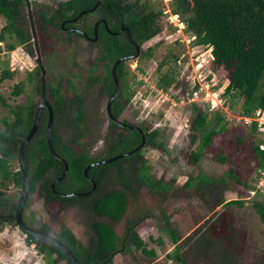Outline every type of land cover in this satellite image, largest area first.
I'll list each match as a JSON object with an SVG mask.
<instances>
[{"label": "trees", "instance_id": "1", "mask_svg": "<svg viewBox=\"0 0 264 264\" xmlns=\"http://www.w3.org/2000/svg\"><path fill=\"white\" fill-rule=\"evenodd\" d=\"M95 1L78 0L74 9L73 2L69 7L70 12L74 10L73 17H68L69 15L63 12L53 19H46V22L52 23L58 17L53 25L57 27L65 19L76 18L75 16L83 9L90 8ZM104 3L106 4L104 10L109 14L105 18L111 29L117 31L121 25H125L131 33L133 42L141 49L139 59L152 60L161 43L148 47L146 45L165 28V23L161 21L162 11L155 10L151 2L142 4L141 0H104ZM170 9L173 15L180 18L197 46L224 52L221 67L227 72V85L223 97L230 98L228 109L238 111V114L245 118H254L257 114L264 115V0H231L220 5L213 21L209 20V23L211 21L209 29L207 24L206 27L203 25L193 0H171ZM0 17L6 20L5 25L0 28V44L4 45V50L12 52L17 48H23L34 57L35 46L25 0H0ZM95 20L96 17H81L76 23L67 26L76 27L92 37L93 29L84 26L87 23L93 25ZM169 28L172 31L175 29L172 24ZM41 35L48 36L49 32L44 30ZM74 36L85 40L79 33H75ZM58 39L60 38H50L49 42H56ZM66 39L73 41L71 34H68ZM40 46L44 55L46 48ZM87 46L94 50L95 55L87 59L90 73L85 82L76 84L73 80L76 75H73L60 77L55 83L47 81L46 84L47 97L51 100L55 112L52 145L55 152L69 164L67 177L55 186L56 191L60 193L91 190L92 184L84 176V171L89 165L133 151L142 143V134L139 131L119 127L106 112V105L115 90L112 67L119 59L135 55L134 44L128 39L127 33L113 36L101 29L97 43H87ZM176 61L178 58H175ZM127 62L120 63L116 69L120 89L112 102L111 112L122 123L135 125L125 119L124 115L129 109L134 108V86L142 83L136 76L131 75ZM167 65V61H160L158 64L160 72L164 71ZM138 70L143 72L140 66ZM168 70L161 73L156 84L158 90L167 93L172 91L173 86L174 89L182 87V90L173 95V99L178 102H189L198 94L199 85L194 84L191 87L189 83L178 80L180 71L176 72L171 68ZM0 74V82H4L14 80L17 73L11 70L9 62H5L2 64ZM39 75L38 68L28 73V82L36 83L38 95L41 92ZM177 81L179 87L174 85ZM64 82L73 89L69 98L63 92ZM25 87V81L15 83L11 95L20 96L24 93ZM0 103L9 109L12 116V120L6 117L0 120L3 126L0 130V187L8 189L12 184L21 190L23 175L19 167L15 169L12 166V161L17 159L21 144L32 128L38 102L29 100L26 104L12 106L0 95ZM188 107L194 113L189 127L190 142L191 146H197L196 150L190 153L189 159L193 166H197L204 152L212 147L214 138L223 131L229 132L230 129L222 127L221 123L225 118L219 113L215 114L216 123L212 124L207 112L196 102L189 103ZM132 112L135 114L139 111L134 109ZM47 122L46 114L41 118L39 128L25 152V163L30 178V196L36 194L38 198L45 199L47 211L51 216L69 208L85 212L92 230L100 239L101 248L84 246L64 225L57 237V240L71 249L80 264H113L118 253L140 251L147 245L137 227L148 219H155L159 230L161 224L164 225L161 231L169 235L174 247L172 253L167 254L172 261L181 264H247L246 235L238 227V222L230 211L232 205L243 206L245 199L226 203L224 194L230 189L229 184L232 180L238 186L247 188V194L256 190L248 182L240 179L234 169H230L219 178L203 173L188 176L181 187L187 193L185 198L189 199L192 196V199L200 200L205 210L203 217L209 218L181 242L182 238L175 227V222L163 208V204L170 202L169 199L177 195L174 190L177 183L175 180L166 182L164 177H155L149 169V159L142 154L144 148H162L158 129H152L147 121L143 120L138 125L146 139L142 149L111 164L92 168L89 176L97 183V188L91 195L63 198L56 195L52 188L53 183L63 173L64 164L49 151L46 137ZM261 126L263 128L261 132L264 133V124ZM61 128L70 134L65 136ZM250 131L246 133L241 129L235 130L231 153L237 154L247 147L255 164L254 170L259 173L258 178L264 173V148L261 146V139L256 138V134L260 132L258 123H251ZM101 141L104 143L103 149L97 155H92V150ZM227 159L228 156L223 151L216 158L221 163H225ZM143 195H149L160 203L154 204L156 206L147 204ZM29 198L24 213L29 206ZM17 203V198L8 197L5 191L0 190V226L14 223ZM251 206L264 224V201L253 199ZM158 209L159 218L155 215ZM121 222L125 224V233L122 236L115 228ZM29 228L45 234L48 231L44 222L39 223V227ZM158 242L163 244L162 239ZM26 243L29 246L34 245L39 253L44 254L47 264H58L60 261L70 264L66 257L52 246L31 236H26ZM54 255L56 259L53 258ZM150 257L157 258V254L152 252ZM250 264H264V252Z\"/></svg>", "mask_w": 264, "mask_h": 264}, {"label": "rangeland", "instance_id": "2", "mask_svg": "<svg viewBox=\"0 0 264 264\" xmlns=\"http://www.w3.org/2000/svg\"><path fill=\"white\" fill-rule=\"evenodd\" d=\"M170 1L141 0L142 4L151 2L156 8L155 10L162 11L161 21L165 23V28L160 35L151 39L146 45L148 47L161 43L156 51V56L152 60L141 61L139 58H135L127 62L131 75L136 76L142 84L134 86V108L129 109L124 118L135 125H140L145 120L152 129L160 131L159 141L163 144L162 148H144L142 154L149 159L148 166L155 177H164L166 182L175 180L177 183L174 185L177 195L175 198L169 199L170 202L163 204V208L168 211L171 220L175 222V227L182 238L181 242L191 236L209 218V216L207 218L203 217L205 210L201 206L200 200L197 198L192 199V196L191 199L185 198L187 193L181 187L188 176L203 173L219 178L224 176L230 169H234L240 179L255 187L256 191L247 194V188L238 186L232 180L229 184L230 189L224 194L226 203L245 199L243 206L232 205L230 211L236 218L238 227L246 235L248 247L245 251V260L247 264H250L264 252V224L251 206L253 199L264 201V173L257 178L259 173L254 170L255 164L250 158L251 155L247 147H244L242 151L240 150L237 153L238 155L231 153V147L235 130L241 129L246 133H250L251 123L256 122L260 131L259 134H256V138L261 139V146L264 148V133L261 132L263 131L261 125L264 124V115L257 114L254 118H245L240 116L238 111L228 109L227 105L230 98L223 97L227 85V72L221 67L224 52L197 46L194 38L185 30L180 18L171 13ZM193 1L195 10L203 25L206 27L207 24L209 29L220 5L227 4L231 0ZM70 4V0H36L35 3L31 4L38 38L44 30L49 32L48 36L39 38L44 42L46 48L43 63L48 82L55 83L59 81L60 77L76 75L73 80L76 84H79L85 82L90 73L87 59L95 55L94 50H90L83 40L76 37H72V45H66L68 39L64 36V32L60 30V24L57 27L53 26L58 17L52 23L46 22V19H53L59 13L70 14ZM209 20H211L210 23ZM5 23L6 20L0 17V28ZM170 24L175 27L173 31L169 28ZM50 38L60 39L56 42H49ZM3 46V44H0V73L2 64L9 62L11 70L16 71L17 74L12 81L0 82V95L12 106L26 104L29 100L38 102L40 97L36 90V83L28 82V73L36 68L35 58L23 48L6 52ZM175 58H178V61L175 62ZM160 61L168 62V65L162 71L163 73L171 68L176 72L180 71L178 80L189 83L191 87L194 84L199 85L198 94L189 102H178L173 99V95L182 90V87L174 89L173 86L172 91L167 93L158 90L156 84L162 73L158 68ZM139 66L143 68V72L138 70ZM99 73H101V69H99ZM21 81L26 83L25 91L20 96L13 97L11 95L13 86ZM174 85L179 87V81ZM79 88L82 89L81 86ZM72 90L69 84L63 83V92L67 94L68 98L73 93ZM191 102H196L202 110L207 112L212 124L216 123L214 117L216 113H219L225 118V121L221 123L222 127L230 129L229 132L223 131L214 138L212 147L204 152L197 166H193L189 159L190 153L197 148V146H191L189 137L190 122L194 116L192 109L188 107ZM134 109L139 112L134 114L132 112ZM9 112V109L0 103V120L5 117L12 120ZM2 129L3 126L0 123V130ZM61 131L65 136H68V133L70 134L69 131H63L62 128ZM103 147L104 143L101 141L95 146L91 154L97 155ZM221 151L228 156L225 163L216 160ZM12 166L15 169L19 167L17 159L12 161ZM140 175H142V172H140ZM1 189L7 193L8 197L18 199L20 189L12 184L8 189L0 187ZM143 196L147 204L156 206L154 204L160 203L149 195ZM222 209L223 206L220 207V210ZM47 210L45 199L38 198L36 194L31 195L29 206L24 213V221L27 226L39 227V223L48 221L50 217L56 218L62 213L60 211L57 215L51 216ZM155 215L157 218L160 217L159 209L155 211ZM74 218L78 226L87 228L88 232H85L86 234L90 233L89 242L84 246L90 245L95 249L101 248L100 239L92 230L85 212H81ZM119 224L121 225H116V231L121 236L123 224L122 222ZM160 227L161 230L164 229L163 224ZM161 230L158 229L155 219L142 222L137 227V231L146 240L147 246L140 251L132 250L129 253L116 254L113 264H181L170 260L167 256L168 253H172L174 247L169 235ZM51 233L56 234L54 230ZM159 239L163 240V244L158 242ZM152 252L157 254V258L150 257ZM53 258L56 259V255ZM0 264H47V261L44 254L39 253L34 245H27L26 235H24L21 228L5 223L0 226ZM58 264L65 263L60 261Z\"/></svg>", "mask_w": 264, "mask_h": 264}, {"label": "water", "instance_id": "3", "mask_svg": "<svg viewBox=\"0 0 264 264\" xmlns=\"http://www.w3.org/2000/svg\"><path fill=\"white\" fill-rule=\"evenodd\" d=\"M25 2L27 3L28 9L29 11H31V6H30V2L31 0H25ZM31 15V12H30ZM31 19V26L33 29V34L35 35V31H34V24H33V18L32 16H30ZM97 28V27H96ZM122 30H125L128 36V39L134 44L135 48H136V53L134 56L132 57H126V58H122L119 59L118 61L115 62V64L112 67V77L114 79L115 82V90L114 93L112 95V97L109 99L107 105H106V112L109 116V118L119 127H123V128H127L130 130H137L142 134V143L139 147H137L135 150L112 157L110 159H106V160H102V161H98L96 163H92L91 165H89L85 171H84V176L85 178L91 182L92 184V188L91 190L87 191V192H76V193H60L58 191H56L55 186L56 184H58L59 182L63 181L66 177L67 174L69 172V164L68 162L60 157L54 150L53 145H52V130H53V124H54V113H53V109L51 107V104L49 102V100L47 99V92H46V84H47V80H46V71L43 67L42 64V60H41V56L40 54L38 55V58L36 59L37 65L40 67L41 69V92H40V98L41 101L37 107L36 113H35V117H34V122L32 125V128L29 132V134L27 135V137L24 139V141L21 144V147L19 149V153H18V157H17V161H18V165L20 168V171L22 172L23 175V183H22V187L20 190V194L18 196V203H17V207H16V211H15V215H14V223L12 224V226L14 227H19L21 228V230L23 231V233L26 236H31L34 239H36L39 242L45 243L49 246H52L54 248H56L58 251H60L68 260V262L70 264H80L78 262V260L76 259L75 255L73 254V252L71 251V249L64 243L60 242L59 240H57L55 237L35 231L31 228H29L24 221V208L26 205V202L30 196V178L28 175V170L26 167V163H25V152L27 149V146L29 144V142L32 140V138L34 137V135L36 134L38 128H39V124H40V120H41V116L44 110H48L49 112V117H48V122H47V145L49 148L50 153L59 161H61L64 164V170L63 173L60 175V177L53 183L52 188L53 191L56 195H58L59 197H63V198H72V197H84V196H89L92 193L95 192L96 188H97V183L90 178L89 176V171L97 166H103V165H107V164H111L113 162H116L117 160L126 158L134 153H136L137 151H139L140 149H142L145 145V134L142 132V130L138 127V125H126L124 123H122L119 119H116L112 112H111V105L112 102L115 100V98L118 96L119 94V82L118 79L116 77V69L118 67V65L124 61H129L131 59H135V58H139L140 53H141V49L140 47L133 42L132 38H131V33L129 31V29L127 27H124ZM80 34L85 35L86 34L82 31H78ZM122 32V31H120ZM95 36L97 38V29L95 30ZM35 38V42H36V36H34Z\"/></svg>", "mask_w": 264, "mask_h": 264}, {"label": "flooded vegetation", "instance_id": "4", "mask_svg": "<svg viewBox=\"0 0 264 264\" xmlns=\"http://www.w3.org/2000/svg\"><path fill=\"white\" fill-rule=\"evenodd\" d=\"M70 1H71L70 6L72 5L73 2H75L73 4V9H74V6H75V4H76V2L78 0H70ZM80 1H82V0H80ZM35 2H36V0H31L30 6H31L32 3H35ZM105 5L106 4L104 3V0H96L95 3L90 8L88 7L86 9H83L77 16H75L76 18H68V19L63 20L62 23L60 24V30L62 32H64V36L65 37H67L68 34H71L72 37H75L74 36L75 33H79L78 31H82V30H80V29H78L76 27H71V26H67V25H72V23H76L81 17H96V20H95L93 25H91L90 23H87L84 26L85 28H92L93 29L92 30V37L88 36L84 31H82V32H84L86 34V36L85 35H83V36L85 37V40L87 41V43H89V44L97 43V41L99 39V34L101 32V29H104L106 31V33H108L110 35H113V36H117V35H120L122 33H126L125 30H122L124 27H126L125 25H121L120 28L117 31H114V30L111 29L107 19L105 18V17H108V15H109L104 10L105 9ZM26 9L28 11V17H29V20H30V29H31V33H32V40H33V43H34V46H35L34 47L35 48L34 58H35V64H36V68L35 69H37V68L39 69V73H40L39 77H40V80H41V73L42 72H41L40 67L37 65L36 59L38 58V55L40 54L41 60H42V64H43V67H44L43 53H42V49H41L40 45L44 46V48H45V44H44V42H42L41 39L39 40V38L43 37L42 35H40V37L38 38V35L36 33V27H35V24H34L33 10L31 9V11H29L27 3H26ZM33 9H34V7H33ZM73 9L70 12V14H68L69 15L68 17H73L72 16L73 13H74ZM108 10H109V7H108ZM30 12H31V15H30ZM30 16H32V18H33L35 35L33 34V29H32V26H31ZM96 29H97V38L95 36V30ZM120 31H122V32H120ZM34 36H36V42H35V39H34L35 37ZM85 40H83V41H85ZM87 43H86V45H87ZM66 45H72V43L67 40L66 41ZM44 69H45V67H44ZM45 71H46V69H45ZM46 75H47V72H46ZM46 80H47V77H46ZM39 97H40V95H39ZM47 99H48V97H47ZM48 100H49V102L51 104V107H52L51 100L50 99H48ZM40 101H41V98L38 101V105H39ZM38 105H37V107H38ZM37 107H36V110H37ZM52 109H53V107H52ZM53 113H54V117H55L54 109H53ZM46 114L49 117L48 110H44L43 111L41 118L42 117L44 118ZM61 212L62 213H60V215L58 217H56V218L50 217L48 221L44 222V223L47 224V227H48V231L46 232L47 235L54 236L57 239L58 235L61 232V228L64 225V226L68 227L74 233V235L82 242L83 245L88 244L89 239H90V233L86 234L85 232H88L87 228H84L82 226H78L77 223H76V220L74 218V217H76L77 215H79L83 211H78L76 208H69V209H64L63 211L61 210ZM122 224H123L122 235H124V233H125V224H124V222H122ZM119 225H121V224H118L117 226H119ZM117 226H116V230H117ZM52 230L55 231V233H56L55 235H53L51 233Z\"/></svg>", "mask_w": 264, "mask_h": 264}]
</instances>
